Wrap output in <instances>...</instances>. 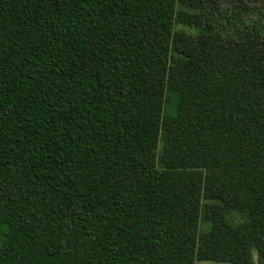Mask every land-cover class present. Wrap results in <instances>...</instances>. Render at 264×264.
Wrapping results in <instances>:
<instances>
[{"label": "trees", "instance_id": "16d2710c", "mask_svg": "<svg viewBox=\"0 0 264 264\" xmlns=\"http://www.w3.org/2000/svg\"><path fill=\"white\" fill-rule=\"evenodd\" d=\"M190 1L0 0V264H264V0Z\"/></svg>", "mask_w": 264, "mask_h": 264}, {"label": "rangeland", "instance_id": "374dc122", "mask_svg": "<svg viewBox=\"0 0 264 264\" xmlns=\"http://www.w3.org/2000/svg\"><path fill=\"white\" fill-rule=\"evenodd\" d=\"M179 7L182 9H185L187 11H191V12H199V10L193 5V3L190 0H179ZM169 95H174L173 93H169ZM193 176H202V173H193L191 174Z\"/></svg>", "mask_w": 264, "mask_h": 264}]
</instances>
